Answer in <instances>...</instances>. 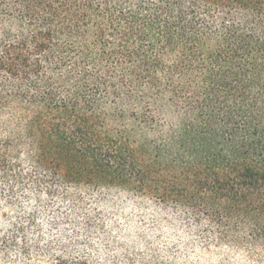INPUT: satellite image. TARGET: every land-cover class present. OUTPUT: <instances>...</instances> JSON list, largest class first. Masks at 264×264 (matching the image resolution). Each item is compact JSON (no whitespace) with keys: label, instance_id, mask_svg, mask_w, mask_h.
Listing matches in <instances>:
<instances>
[{"label":"trees","instance_id":"obj_1","mask_svg":"<svg viewBox=\"0 0 264 264\" xmlns=\"http://www.w3.org/2000/svg\"><path fill=\"white\" fill-rule=\"evenodd\" d=\"M0 264H264V0H0Z\"/></svg>","mask_w":264,"mask_h":264}]
</instances>
